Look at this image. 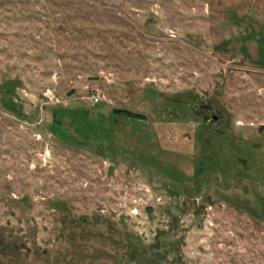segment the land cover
Wrapping results in <instances>:
<instances>
[{
  "label": "rangeland",
  "instance_id": "obj_1",
  "mask_svg": "<svg viewBox=\"0 0 264 264\" xmlns=\"http://www.w3.org/2000/svg\"><path fill=\"white\" fill-rule=\"evenodd\" d=\"M0 264H264V0H0Z\"/></svg>",
  "mask_w": 264,
  "mask_h": 264
},
{
  "label": "built area",
  "instance_id": "obj_2",
  "mask_svg": "<svg viewBox=\"0 0 264 264\" xmlns=\"http://www.w3.org/2000/svg\"><path fill=\"white\" fill-rule=\"evenodd\" d=\"M91 105H95L99 102V97L98 96H92L90 99Z\"/></svg>",
  "mask_w": 264,
  "mask_h": 264
},
{
  "label": "water",
  "instance_id": "obj_3",
  "mask_svg": "<svg viewBox=\"0 0 264 264\" xmlns=\"http://www.w3.org/2000/svg\"><path fill=\"white\" fill-rule=\"evenodd\" d=\"M212 117V120H216L217 119V117L216 116H211Z\"/></svg>",
  "mask_w": 264,
  "mask_h": 264
}]
</instances>
